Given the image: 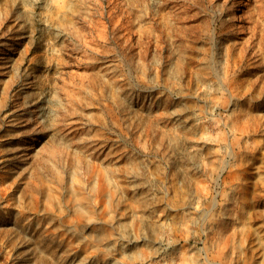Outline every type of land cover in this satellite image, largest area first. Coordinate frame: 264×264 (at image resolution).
Masks as SVG:
<instances>
[{"label": "rangeland", "instance_id": "1", "mask_svg": "<svg viewBox=\"0 0 264 264\" xmlns=\"http://www.w3.org/2000/svg\"><path fill=\"white\" fill-rule=\"evenodd\" d=\"M0 264H264V0H0Z\"/></svg>", "mask_w": 264, "mask_h": 264}, {"label": "bare ground", "instance_id": "2", "mask_svg": "<svg viewBox=\"0 0 264 264\" xmlns=\"http://www.w3.org/2000/svg\"><path fill=\"white\" fill-rule=\"evenodd\" d=\"M17 104V103H16Z\"/></svg>", "mask_w": 264, "mask_h": 264}]
</instances>
